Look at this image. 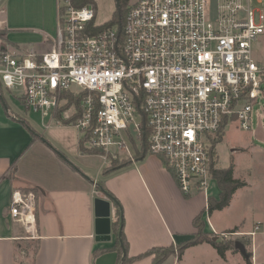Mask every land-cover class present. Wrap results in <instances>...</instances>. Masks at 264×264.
I'll use <instances>...</instances> for the list:
<instances>
[{
	"label": "built area",
	"instance_id": "built-area-1",
	"mask_svg": "<svg viewBox=\"0 0 264 264\" xmlns=\"http://www.w3.org/2000/svg\"><path fill=\"white\" fill-rule=\"evenodd\" d=\"M60 1L50 50L0 49L2 88L49 122L75 117L70 123L106 161L130 157L136 142L163 159L183 195L206 194L215 140L234 120L249 130L264 95L252 48L264 33V0L216 8L212 0H130L122 31L105 25L95 33L92 6ZM68 93L83 97L58 118ZM8 217L35 238L34 192L14 190Z\"/></svg>",
	"mask_w": 264,
	"mask_h": 264
},
{
	"label": "crops",
	"instance_id": "crops-1",
	"mask_svg": "<svg viewBox=\"0 0 264 264\" xmlns=\"http://www.w3.org/2000/svg\"><path fill=\"white\" fill-rule=\"evenodd\" d=\"M94 1L97 7V0ZM60 3V0H0V49L13 45L21 49L49 50ZM2 89L0 264H118L123 251L119 254L113 245L119 240V231L127 241V256L141 255L128 264H150L153 255L145 253L153 247L177 245L187 240L196 231L193 218L202 211L209 233L215 236L230 228L217 230L213 219L208 220L206 216L208 197L218 198L220 192L215 178L212 181L218 187L217 196L208 193L185 196L163 159L141 151L136 143L132 145L131 156L125 158V164L104 172L108 165L101 154L80 152L81 134L71 123L48 122L46 125H49L39 131L23 113L15 112L8 105ZM42 137L49 144L42 141ZM32 186L38 190L37 235L28 238L20 223L10 221L8 208L14 190ZM106 190L117 199L122 223L114 229L119 207L111 203V238L97 241L94 198H106ZM234 232L250 237L248 254L251 258H245L236 248L227 250L222 258L210 243L202 242L187 247L180 257L169 255L160 264H264V260H259L258 246L254 243L255 230L238 227ZM30 239L34 251L29 256L23 244Z\"/></svg>",
	"mask_w": 264,
	"mask_h": 264
},
{
	"label": "rangeland",
	"instance_id": "rangeland-1",
	"mask_svg": "<svg viewBox=\"0 0 264 264\" xmlns=\"http://www.w3.org/2000/svg\"><path fill=\"white\" fill-rule=\"evenodd\" d=\"M123 1L126 2L127 7L130 0ZM211 2L212 6L216 8L222 0H212ZM96 10V23L104 24L112 18L116 10V0H97ZM34 48L38 52L44 51L38 47ZM252 48L255 61L264 70V33L252 42ZM73 88L78 90L80 87L74 85ZM2 94L8 105L15 112L23 113L33 127L39 131L45 128L50 120V115L43 116L40 112L26 110L12 92L2 89ZM64 97L63 110H72L75 105L74 102L78 98L79 100L77 101L80 102V98L83 96L68 93ZM75 107L77 106L75 105ZM60 113L61 111L57 112V114ZM60 116L57 115V117ZM52 124L54 125V123ZM44 135L48 137V134L45 133ZM128 146L132 149L130 142ZM99 153H102V151L99 150ZM213 155L215 167L225 168L232 165L233 177L247 182L245 186L238 188L233 193L229 205L221 210H214L211 213L205 211L207 213V219L211 221L213 219L215 226L218 228L217 230L230 227L223 232L215 234V236L225 241L230 239L233 243L239 240L245 245L248 252V246L251 243L250 237L239 236L240 234L233 233L234 231L227 232V230L238 227L241 229H254L257 233L256 242L254 243L258 246V252L260 254L259 260H264V95L253 103L250 129H242L239 122L235 120L227 123L220 136L216 139ZM107 156V165L113 166L124 161L128 155L127 153H119L115 158L111 154ZM90 173L95 177V173H92V171ZM100 179L102 180V177ZM196 193L202 194L203 192H195L194 194ZM206 193L217 196L218 187L214 181H209ZM257 221L260 223L259 227L255 229L254 225ZM205 226L204 221V230L207 231ZM31 241L30 239L26 244H23L29 256L34 251V243Z\"/></svg>",
	"mask_w": 264,
	"mask_h": 264
},
{
	"label": "trees",
	"instance_id": "trees-1",
	"mask_svg": "<svg viewBox=\"0 0 264 264\" xmlns=\"http://www.w3.org/2000/svg\"><path fill=\"white\" fill-rule=\"evenodd\" d=\"M65 1L68 2L69 6H73V7H77V8L82 7L84 5H90L96 11V4H95L94 0H65ZM117 2H118V5L116 6V10L114 11L112 18L108 22H106L104 24H97L96 26H94V25L92 26V23L90 24L91 25L90 28H91L92 33L97 32L98 30H100L105 25H116L118 30L122 31L124 21H125V15H126L127 7H126V2H124L123 0H117ZM0 89H2L1 83H0ZM77 100H79V98ZM77 100L74 103L78 107L79 102ZM63 109H64V107H62L60 111H62ZM57 115L60 116V114H57ZM74 120H75V117H71L67 120H64L63 122L65 124H69L70 122H73ZM87 141H88V135H85L83 138L79 139V150H80V152L81 153H97L98 154L99 150H97L93 147H89L87 145ZM134 146H136V145L134 144ZM213 154H214V152L212 153V155ZM125 162L126 161L124 160V161H121L118 165H113V166L109 165V166L105 167L104 172H110L111 170H115L116 168L125 164ZM213 164L214 163H212V166H211V173H212V176L217 181L220 192H219L218 198L208 197L207 205L205 208V211L207 213H211L214 210H221L224 207H226L230 203V200L233 196V193L238 188L246 185L245 181H243L239 178L233 177L232 165L225 167V168H219V167H214ZM99 184L102 187H104V184L102 183V181H99ZM22 191L23 192L32 191L35 193V195L38 194L37 187H35V186L24 188V189H22ZM106 191H107L108 195L111 198H113L115 200V202L117 203V199H115L113 194H111L108 190H106ZM118 207L119 208H118L116 213H117V216H119V219L116 222H114V224H113L114 229H116L117 227H120V225L122 223V215H121V210H120L119 204H118ZM203 212L204 211L200 212L199 214H197L193 218V225H194L196 231L187 240H185L184 242H181L180 244H177V245H170V246H166V247H153V248L149 249L145 253V255H147V254L153 255V259H152L150 264H160L165 258H167L171 254H176L177 257H180L182 255L183 251L187 247L195 245V244H199L202 242L210 243L217 250V253L222 258L225 257V252L227 250H229V249L235 250L234 243L230 239L225 241V240L218 239V237H216V240H213L214 235L212 233H209V232L204 230V221L202 219V213ZM235 230H236V228H233V229L228 230L227 232H232ZM113 246L118 249L119 254H122V248L121 247L124 248L125 253H126L127 241L125 239L123 232H121V238L119 240H117ZM140 256L141 255H138L135 257H128L127 253H126L123 260L119 259L118 264H128L129 262H131L132 260H134ZM249 257H250V254H249Z\"/></svg>",
	"mask_w": 264,
	"mask_h": 264
},
{
	"label": "water",
	"instance_id": "water-1",
	"mask_svg": "<svg viewBox=\"0 0 264 264\" xmlns=\"http://www.w3.org/2000/svg\"><path fill=\"white\" fill-rule=\"evenodd\" d=\"M117 5H118V2L116 0V6ZM42 141L47 142V140L43 137H42ZM49 146L52 147L61 157H63L67 161V158L62 153H60L53 146L51 145ZM111 203L116 204L115 200L111 198L109 195H106V198H101V197L94 198V217H95L94 234H95V239L97 241H106L111 238V232H112ZM118 238L119 239L121 238V231L118 232ZM213 240H216V236L213 237ZM234 247L238 249V251L245 258L249 257L246 247L242 242H240L239 240H236L234 243ZM122 251H123V254H122L121 260L124 259L125 254H126L123 247H122Z\"/></svg>",
	"mask_w": 264,
	"mask_h": 264
}]
</instances>
